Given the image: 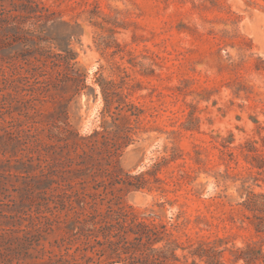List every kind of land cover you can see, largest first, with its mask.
Here are the masks:
<instances>
[{
	"label": "rangeland",
	"instance_id": "374dc122",
	"mask_svg": "<svg viewBox=\"0 0 264 264\" xmlns=\"http://www.w3.org/2000/svg\"><path fill=\"white\" fill-rule=\"evenodd\" d=\"M36 1L74 33L69 48L85 81L65 98L77 135L64 136L65 115L52 103L31 120L13 103L1 109L5 202L32 187V174L57 181L61 157L95 144L98 175L111 170L108 154L117 156L122 204L172 228L183 245L222 239L231 259V250L261 244L241 203L264 193V0ZM41 35L62 37L49 24ZM43 60L51 72L55 58ZM0 62L6 72L23 65ZM6 94L15 92L0 81ZM15 159L33 171L15 170Z\"/></svg>",
	"mask_w": 264,
	"mask_h": 264
},
{
	"label": "trees",
	"instance_id": "16d2710c",
	"mask_svg": "<svg viewBox=\"0 0 264 264\" xmlns=\"http://www.w3.org/2000/svg\"><path fill=\"white\" fill-rule=\"evenodd\" d=\"M54 17L36 0H0V61L23 63L8 65L6 72L0 62V81L15 92L0 95V110L6 107L8 113L13 103L31 120L40 106L52 103L65 115L64 136H76L67 122L70 98L65 94H77L85 75L75 67V53L69 48L73 31ZM48 24L62 33L58 41L42 37ZM48 56L55 58L51 72L42 68ZM94 145L61 157L57 181L46 171L32 174V187L18 190L15 200L5 202L8 188L0 174V206L8 210L0 212V264H184L188 258L189 264H264V193L248 192L241 203L261 244L246 243L225 259L222 239L201 238L185 246L166 224L151 216L140 218L123 205L121 191L127 183L114 174L117 156L109 153L111 170L98 175L89 153ZM16 161L15 170L25 175L33 171L28 160ZM178 250L187 253L179 256Z\"/></svg>",
	"mask_w": 264,
	"mask_h": 264
}]
</instances>
